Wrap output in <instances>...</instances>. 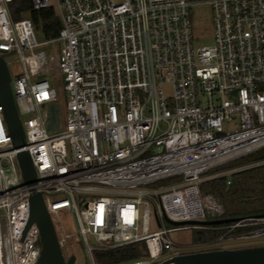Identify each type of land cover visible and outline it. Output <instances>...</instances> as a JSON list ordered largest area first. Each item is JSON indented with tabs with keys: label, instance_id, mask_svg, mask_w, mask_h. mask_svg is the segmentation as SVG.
Instances as JSON below:
<instances>
[{
	"label": "built area",
	"instance_id": "obj_1",
	"mask_svg": "<svg viewBox=\"0 0 264 264\" xmlns=\"http://www.w3.org/2000/svg\"><path fill=\"white\" fill-rule=\"evenodd\" d=\"M14 1L0 0V55L23 67L11 88L18 115L33 117L16 148L0 104V264L41 258L38 226L28 227L33 193L43 196L66 260L74 244L84 245L89 264L95 252L132 244L143 243L145 255L125 264L186 254L193 245L174 235L211 227L171 223L221 219L223 206L200 185L221 177L230 185L238 171H211L264 149V0H29L62 24L57 38L40 44L30 18H12ZM199 5L212 7L209 46L193 35L191 9ZM59 42L51 60L35 53ZM44 73L64 80L66 125L57 134L48 123L61 117L59 99L39 80ZM24 151L33 186L19 167ZM64 215L77 231L63 226ZM242 226L260 229L237 239L264 236V216L226 228Z\"/></svg>",
	"mask_w": 264,
	"mask_h": 264
},
{
	"label": "trees",
	"instance_id": "obj_2",
	"mask_svg": "<svg viewBox=\"0 0 264 264\" xmlns=\"http://www.w3.org/2000/svg\"><path fill=\"white\" fill-rule=\"evenodd\" d=\"M12 18L17 21L29 14L30 19L36 28L43 25L46 37L51 40L59 35L62 24L55 15L53 9L36 12L29 0L14 1L10 4ZM55 117V116H54ZM264 160V149L253 155L234 160L229 164L215 168L211 174L220 171H227L238 166L251 165ZM200 191L205 195H211L217 199L225 210L222 220H244L258 216H264V166L247 169L231 178V184L227 185V178L221 177L214 180L205 181L200 185ZM255 199V200H254ZM256 201L257 203H252ZM256 204V207L254 208ZM220 220V219H219ZM237 223V222H236ZM236 223L217 225L208 230L194 231L192 244L211 245L216 243L223 236L236 237L248 235L260 229L258 226L236 227L229 231L226 227L234 226ZM145 246L142 243L123 246L122 248L96 252V264H125L141 259L145 255Z\"/></svg>",
	"mask_w": 264,
	"mask_h": 264
},
{
	"label": "water",
	"instance_id": "obj_3",
	"mask_svg": "<svg viewBox=\"0 0 264 264\" xmlns=\"http://www.w3.org/2000/svg\"><path fill=\"white\" fill-rule=\"evenodd\" d=\"M0 54L2 52L0 51ZM11 78L7 62L0 55V104L3 106L4 118L6 119L9 134L13 138V145L16 148H23L25 145L24 130L19 118L16 102L11 88ZM18 163L21 174L27 186L37 183V176L31 157L24 151L18 156ZM31 218L28 227L36 223L40 233L41 258L38 264H75L76 257L72 256L68 260L61 252L57 234L54 231L52 220L47 213L43 196L33 193L30 198ZM238 220H217L210 222H182L171 223L174 226L184 225H204L213 227L236 223ZM160 264H264V246L251 248H239L237 250L218 249L215 251H200L198 253L183 254L162 261Z\"/></svg>",
	"mask_w": 264,
	"mask_h": 264
},
{
	"label": "rangeland",
	"instance_id": "obj_4",
	"mask_svg": "<svg viewBox=\"0 0 264 264\" xmlns=\"http://www.w3.org/2000/svg\"><path fill=\"white\" fill-rule=\"evenodd\" d=\"M192 20V29L193 35L196 39L197 46H209L212 45L214 39L213 37V13L212 7L209 5H199L194 6L191 9ZM22 18H30L29 14H26ZM36 41L40 44L45 41H50L51 39L46 37L43 25H40L36 28ZM63 47V43H54L43 45L41 48L35 50V53L44 51L46 53L47 59L51 60L60 54V50ZM5 62H7L10 78L13 81L17 76L22 75L23 67L17 62V58L12 55H5ZM39 80H48L52 86V88L56 91L57 97L59 99L56 107L61 112L60 119L51 116V119L48 123V132L49 134H57L64 130L66 125L65 118V105H66V93L64 92V80L61 74L57 73H44L41 75ZM229 98V96H227ZM19 111V110H18ZM21 122H25L33 117L32 114L23 113V115L19 116ZM235 126L231 128H225V132H233ZM247 166H238L234 167L230 170H236L238 172L247 170L249 167ZM255 200V199H254ZM257 203L256 201L252 202ZM256 207V204L254 208ZM62 224L68 230V228L74 227L77 231V221L75 218L71 219L69 216H62ZM155 230V229H154ZM194 231H183L175 234V241L178 242L181 246L193 245L191 240L194 235ZM89 242L92 247L96 246L92 237H89ZM256 246H264V236L255 237L253 239H237L236 237H228V239L222 242H216L211 245L198 244V246L185 247L184 251L186 254L198 253L200 251H215L221 249L229 250H237L239 248H251ZM70 255H74L76 257L75 264H89V258L87 257L85 247L83 244H74L70 247ZM96 252L94 253V256Z\"/></svg>",
	"mask_w": 264,
	"mask_h": 264
}]
</instances>
